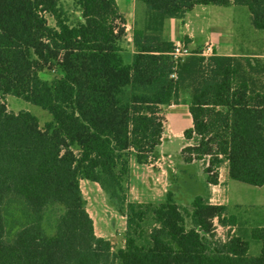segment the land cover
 Returning a JSON list of instances; mask_svg holds the SVG:
<instances>
[{
	"label": "trees",
	"instance_id": "trees-1",
	"mask_svg": "<svg viewBox=\"0 0 264 264\" xmlns=\"http://www.w3.org/2000/svg\"><path fill=\"white\" fill-rule=\"evenodd\" d=\"M70 1L0 0V264H264V225L244 231L224 205L196 197L187 210L170 193L162 204L128 200L132 157L154 159L172 105L192 121L182 161L207 160L208 186L224 163L229 180L264 186V60L200 51L174 60L164 37L167 20L198 6L246 8L264 32V0H135L130 42L115 0ZM53 70L51 83L40 79ZM6 96L51 122L10 112ZM82 181L106 189L124 218L119 248L95 236ZM10 206L25 220L13 232ZM214 221L235 231L221 241Z\"/></svg>",
	"mask_w": 264,
	"mask_h": 264
},
{
	"label": "rangeland",
	"instance_id": "rangeland-1",
	"mask_svg": "<svg viewBox=\"0 0 264 264\" xmlns=\"http://www.w3.org/2000/svg\"><path fill=\"white\" fill-rule=\"evenodd\" d=\"M118 2L122 10L124 9V5L126 3H128L129 5L132 0H118ZM63 4L67 9L71 7L70 0H63ZM213 8L215 10L212 11H221L226 14L228 12H231L233 9L220 7ZM196 12H188L181 20H184L185 22L192 21L194 16L196 15ZM222 24H225L226 26L225 22H222ZM212 27H214V29L217 27V20H212L210 27L206 28L203 31L201 37H213L211 29ZM233 27L235 30L234 32L238 33L245 27V23L240 21L239 23H234ZM239 41H242V39H239ZM261 47H263L262 43L252 44V48H254L255 50L260 49ZM190 52L193 53L194 51ZM130 55L131 52L128 47L124 56V61L126 64H129L131 61ZM60 75V71L53 70L50 72L45 71L41 73L40 77L41 79H47L51 82L55 78H58ZM5 103L7 109L12 113L27 112L36 117L39 121L40 128H43L46 124L45 120L43 119L44 117H47L46 120L50 119L51 121L52 119L46 111L28 104L20 98L6 96ZM164 113L165 108L163 109V114ZM184 144L185 141L182 137H177L175 135L170 137L166 136L163 142V146L160 149V152H163L168 159L166 163H163V166L166 169H169L173 175L171 182H174L173 184L171 183L168 186L165 184L163 178H159L157 176L155 170H149L146 169V167L137 165L134 157H132L128 200L131 203L139 204H162L166 200L167 193L175 195L172 189L176 188L177 193L176 198L174 196V200L178 205L184 207L187 210L190 209L191 203L196 197H201L203 199L205 198V201L210 205H226L228 208L229 216L232 217L235 222L239 224L238 226L244 231L254 228L257 225H264V186L261 188H254L231 181L228 179L227 170L224 168L221 174V181L223 182L225 180L226 184H222L220 188L217 189L218 191H215L213 187L209 191L211 187L208 189L206 175L203 172L204 163L200 162L194 163L192 165L181 164L182 160L180 156V150L183 148ZM190 145L194 146V142L191 141ZM154 162L155 160H153V162L151 163ZM171 169L176 172H173ZM185 172H188L191 175L192 182H189L188 180L185 182V176H183L184 183L180 182L179 179L182 178L180 176V173L185 174ZM141 178L145 180L151 187L152 192L149 189L141 186ZM81 193L83 201L85 203L84 205L86 212L93 221L95 236L111 241L113 248L115 249L122 246V238L125 233V221L121 214L118 212L114 202L109 197L107 190L101 188L97 184L88 181H82ZM54 213H56L57 215L56 211ZM47 216V224H49V227L52 228L56 220V216L53 215V211ZM6 217L9 231L11 232L15 231L18 226L25 224V220L21 219L18 214L17 207H8ZM216 225V232L214 233L216 237L218 236L222 238L227 233L233 234V232L235 231V228L232 229L233 231L225 230L221 228L217 224V222ZM256 251V245H251V254L254 255Z\"/></svg>",
	"mask_w": 264,
	"mask_h": 264
},
{
	"label": "crops",
	"instance_id": "crops-1",
	"mask_svg": "<svg viewBox=\"0 0 264 264\" xmlns=\"http://www.w3.org/2000/svg\"><path fill=\"white\" fill-rule=\"evenodd\" d=\"M115 2L119 12L122 14L124 18L127 40L128 42H130L132 37L133 24L135 20V12H136L135 0H132V2L129 5L128 3H126L124 5V9L122 10L119 6L118 0H115ZM196 8L197 9L200 8V9L197 10ZM231 9L232 11L226 14L221 11H217V12L212 11L215 10L212 6L195 7L190 12L193 13L196 12L197 10L196 15L194 16L192 21L185 22L184 20H177V19L167 20L164 24V37L167 41L172 42L174 45L175 44L184 45L190 51H200V53H202V51H204L207 47H211L212 55L216 57L244 58V59L255 58V59L264 60V32H258L252 28L250 23V15L246 8L231 7ZM213 19L217 20V27L215 29L214 27L211 28L213 37H208V36L201 37L203 31L206 28L210 27V24L212 23ZM240 21L245 23V27L242 29V31L235 33L233 25L234 23H239ZM222 22H225L226 26L225 24H222ZM239 39H242V41H239ZM260 43L263 44V47H261L260 49L255 50L254 48H252V44H260ZM41 80L47 83L52 82V81L51 82L48 81L47 79H41ZM163 116H164L163 118L164 120H163L161 145L156 148L154 155L155 158L153 159L155 160V162L151 163L153 162L152 160L148 165H139V166L146 167V169L149 170L150 169L155 170L157 176L159 178H163L165 184L168 186L171 183L173 184L174 182V181L171 182L173 175L169 169H166L163 166V163H166L168 159L163 152H160V149L163 146V142L166 136L170 137L175 135L177 137L179 136L183 138L184 131L192 128V121L188 112V108L183 105L181 106L172 105L166 107ZM43 119L45 120V123L51 122L50 119L46 120L47 117H44ZM190 143L191 142L185 141L183 148L187 146H192L190 145ZM131 162H130V169H131ZM206 162L207 161L201 162L204 163L203 172ZM194 163H200V162H193L189 165H192ZM181 164L187 165L183 161ZM224 168L227 170L226 163L222 164L218 169V184L216 186H208V189L211 187L209 191L212 189V187L214 188L215 191H218L217 189H219L222 184L224 185L226 184L225 180L223 182L221 181V174ZM171 170L173 172H176L173 169ZM180 176L182 177L181 179H179L180 182L184 183L183 176H185V182L187 180L189 182H192L191 175L188 172H185V174L180 173ZM141 180H142L141 186L145 187L146 189H149L152 192V189L147 184V182L142 178ZM172 190L175 193V195H173V198L174 196L176 198L177 190L176 188ZM257 251L254 255L258 253Z\"/></svg>",
	"mask_w": 264,
	"mask_h": 264
},
{
	"label": "built area",
	"instance_id": "built-area-1",
	"mask_svg": "<svg viewBox=\"0 0 264 264\" xmlns=\"http://www.w3.org/2000/svg\"><path fill=\"white\" fill-rule=\"evenodd\" d=\"M192 53L182 44H175L172 52V57L174 60H179L184 57L190 56ZM212 55L211 47H207L204 51H202L201 56L208 57ZM216 221H214V227H216ZM228 230V229H225ZM216 232V230H215ZM221 241H224V236L221 238Z\"/></svg>",
	"mask_w": 264,
	"mask_h": 264
}]
</instances>
